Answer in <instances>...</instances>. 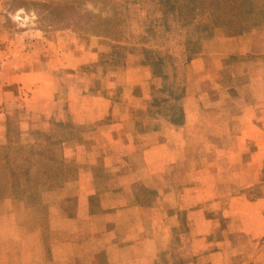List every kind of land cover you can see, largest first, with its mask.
I'll return each mask as SVG.
<instances>
[{
  "label": "crops",
  "instance_id": "crops-1",
  "mask_svg": "<svg viewBox=\"0 0 264 264\" xmlns=\"http://www.w3.org/2000/svg\"><path fill=\"white\" fill-rule=\"evenodd\" d=\"M30 29L11 40L14 48L0 50L3 133L7 105L25 107L24 127L49 119L56 111L50 75L78 71L98 58L72 30ZM245 39L250 45L244 51L237 44L209 54L256 58L253 93L241 102L236 131L209 130V118L197 112L202 89L185 93L181 122L162 115L139 119L133 111L154 101L143 66L124 69L127 98L89 95L75 83L65 87L73 121L90 126L84 135L89 159L44 173L35 206L0 211V264H162L174 227L167 217L178 210L185 212V233L192 234L185 264H264V28L220 40L226 46ZM130 71L147 76L132 79ZM222 113L215 117L223 119ZM228 135L235 145L206 144ZM259 183L263 192L251 193Z\"/></svg>",
  "mask_w": 264,
  "mask_h": 264
},
{
  "label": "rangeland",
  "instance_id": "rangeland-1",
  "mask_svg": "<svg viewBox=\"0 0 264 264\" xmlns=\"http://www.w3.org/2000/svg\"><path fill=\"white\" fill-rule=\"evenodd\" d=\"M176 8L181 12L174 13ZM36 24L48 34L74 31L80 35L81 46L94 48L98 58L78 71L65 68L56 78L50 75L54 78L56 111L49 119L30 121L24 127V106L7 105L2 111L8 114L5 132L0 129V211L35 206L40 202L44 173L55 170L58 164L88 161L91 143L85 142L84 135L90 126L74 122L63 102V91L71 84L87 89L89 95L98 92L113 100L127 98L131 93L124 89V69L143 66L150 74L148 88L154 101L145 110L133 111L139 119L162 115L181 122L185 93L202 89L197 112L209 118V130H238L241 102L253 93L256 58L251 53L220 54L217 58L209 54L231 50L237 44L246 50L248 39L226 46H221L220 39L264 28V0H0V50L14 48L11 40L33 33L30 28ZM129 74L132 79L147 76L145 71ZM215 83L221 87L214 88ZM218 103L221 109L216 108ZM217 112H223V119L215 117ZM231 136L213 137L206 144L219 141L221 146H233L236 139ZM56 139L61 141L53 144ZM261 184L251 193L263 192ZM184 214L178 210L176 217H167V224L173 223L174 227L170 247L161 255L162 264H185L192 234L185 233ZM198 257L193 256L194 262ZM188 262L194 263L192 259Z\"/></svg>",
  "mask_w": 264,
  "mask_h": 264
},
{
  "label": "trees",
  "instance_id": "trees-1",
  "mask_svg": "<svg viewBox=\"0 0 264 264\" xmlns=\"http://www.w3.org/2000/svg\"><path fill=\"white\" fill-rule=\"evenodd\" d=\"M187 9H192V7H187ZM167 10H172V9H164V11H167ZM177 10H179V13L181 12V10L179 9V8H176L175 10H174V13H176V11ZM193 10V9H192ZM218 16H220V13H216V17H218ZM170 94H171V92H170ZM58 125H60V123H58ZM61 140H58V139H56V140H54L53 141V144H55V142L56 143H58V142H60Z\"/></svg>",
  "mask_w": 264,
  "mask_h": 264
}]
</instances>
